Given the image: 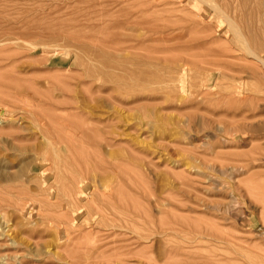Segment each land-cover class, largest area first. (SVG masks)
I'll return each instance as SVG.
<instances>
[{"label": "rangeland", "instance_id": "1", "mask_svg": "<svg viewBox=\"0 0 264 264\" xmlns=\"http://www.w3.org/2000/svg\"><path fill=\"white\" fill-rule=\"evenodd\" d=\"M192 3L0 0V264H264L262 65Z\"/></svg>", "mask_w": 264, "mask_h": 264}, {"label": "bare ground", "instance_id": "2", "mask_svg": "<svg viewBox=\"0 0 264 264\" xmlns=\"http://www.w3.org/2000/svg\"><path fill=\"white\" fill-rule=\"evenodd\" d=\"M186 2H187V0H185ZM264 1V0H263ZM157 2H158V0H157ZM193 2H194V6L192 5V7L190 6L191 4H189V5H185V6H187V8H188V6L189 7H191V8H193V7H195L194 9L195 10H202V4L203 3H206V2H209V4H207V6H209V5H211V7L213 8V10H214V12H212V13H215V15H216V20L218 21V26H219V28L220 29H223V28H225L226 30H225V32L227 33L226 35H229V33H230V36H231V34H232V37H230L229 36V38H228V40L226 39V42L228 43V45H230L231 43L232 44H234V42L237 44L238 42L240 43V45L238 44V46L240 47L241 46V44H242V46H243V48L250 54V55H252L257 61H259V63L262 65V67H261V81L263 82V85H264V56L263 55H261V54H259L257 51H256V49H254L253 48V46L251 47L247 42V40H246V38H245V35L242 33V31H240L239 29L240 28H238L239 27V25L238 24H236L237 22L234 20V18L230 15V13H227L226 12V10L225 9H223V8H221L219 5H218V3H215V1L214 0H193ZM180 3V2H179ZM184 3V2H183ZM181 4V3H180ZM185 4H187V3H185ZM262 4H263V2H262ZM182 6H183V4H182ZM184 6V7H185ZM131 7V6H130ZM210 7V6H209ZM263 7H264V5H263ZM154 8V7H153ZM186 8V7H185ZM204 8V7H203ZM193 9V10H194ZM206 8H204V10H205ZM144 10V9H143ZM206 10H208V9H206ZM205 10V11H206ZM151 11V10H150ZM205 11H204V13H205ZM181 12V11H180ZM184 12V11H183ZM201 12H203V11H201ZM208 12V11H207ZM132 14V13H131ZM208 14V13H207ZM198 15H200V14H198ZM202 15H204V14H202ZM206 15V14H205ZM209 15V14H208ZM213 15V14H212ZM212 15H210V16H212ZM262 16V15H261ZM260 16V17H261ZM132 17V16H131ZM147 17V16H146ZM200 17V16H199ZM128 18V17H127ZM202 18V17H201ZM205 18V17H204ZM209 18V17H208ZM213 18H215L214 17V15H213ZM218 18V19H217ZM150 19V18H149ZM213 20V19H212ZM157 21V20H156ZM202 21V20H201ZM204 21H205V19H204ZM203 21V22H204ZM210 21V20H209ZM263 21V20H262ZM134 22V21H133ZM131 23V22H130ZM149 23V22H148ZM204 23H206V21L204 22ZM213 23V22H212ZM215 23V22H214ZM142 25V24H141ZM238 25V26H237ZM204 26V25H203ZM151 27V26H150ZM153 27V26H152ZM201 27H202V25H201ZM213 27V26H212ZM199 28V27H198ZM198 28H197V30H198ZM207 28V27H206ZM200 29V28H199ZM215 29V28H214ZM194 30V29H193ZM202 30V29H201ZM201 30H199V31H201ZM205 30V29H204ZM210 30H212V29H210ZM209 31V30H208ZM216 31H217V29H216ZM198 32V31H197ZM210 32V31H209ZM219 32V31H218ZM225 32H223V33H225ZM202 33V32H201ZM205 33V32H204ZM220 34V33H219ZM205 35H206V33H205ZM204 36V35H203ZM212 37V36H211ZM221 37V36H220ZM223 37V36H222ZM209 38V37H208ZM207 38V39H208ZM218 38V37H217ZM210 39H212V38H210ZM189 40V39H188ZM203 40V39H202ZM218 41V40H217ZM178 42V41H177ZM205 42H206V37H205ZM226 42H223V43H226ZM207 43V42H206ZM215 43H217V42H215ZM222 43V42H221ZM31 45V44H30ZM48 46H53V45H51V44H47ZM57 45V44H56ZM197 45V44H196ZM218 45V44H217ZM219 45H220V42H219ZM218 45V46H219ZM46 46V45H45ZM48 46H46V47H48ZM58 46L59 45H57V47H55V48H58ZM202 46V45H201ZM225 46H227L226 44H225ZM224 46V47H225ZM49 47V48H50ZM67 47V46H66ZM134 47V46H133ZM199 47V46H198ZM215 47H217V46H215ZM221 48H223V49H225L223 46H220ZM229 47V46H228ZM53 48V47H52ZM60 48V47H59ZM59 48H58V50H59ZM68 48V47H67ZM67 48H60V49H64L63 51H65ZM130 48V47H129ZM232 48V47H231ZM132 49H134V48H132ZM142 49V48H141ZM146 49V48H145ZM194 49V48H193ZM196 50H197V48H195ZM216 49V48H215ZM227 49V48H226ZM225 49V51H228V49L226 50ZM139 50V49H138ZM190 50V49H189ZM217 50H219V49H216L215 50V52H218ZM232 50V49H231ZM68 51H70L69 50V48L67 49V52ZM191 51H192V49H191ZM195 51V50H194ZM211 51V50H210ZM220 51V50H219ZM223 51V53L225 52L224 50H222ZM150 52V51H149ZM176 52V51H175ZM185 52V51H184ZM205 52V51H204ZM206 52H207V50H206ZM221 52V51H220ZM228 54H229V52H227ZM226 53V54H227ZM69 54V53H68ZM184 54V53H183ZM192 54H193V51H192ZM220 53L218 52V55H219ZM167 55V54H166ZM223 55V54H222ZM67 56V55H66ZM215 56V55H214ZM217 56V55H216ZM219 56H221V55H219ZM224 56V55H223ZM210 57V56H209ZM212 57V56H211ZM229 57H230V55H229ZM220 69V68H219ZM220 75H221V73H219ZM259 79V80H260ZM260 81V82H261ZM217 82V81H216ZM215 82V83H216ZM214 83V84H215ZM233 86V85H232ZM210 87V86H209ZM233 87H235V86H233ZM212 88V87H211ZM209 89V88H208ZM212 90H213V88H212ZM210 91V90H209ZM214 91H216V90H214ZM246 91V90H245ZM244 91V92H245ZM212 92V91H211ZM192 93V92H191ZM208 93V92H207ZM190 94V93H189ZM217 94H218V92H217ZM229 94V93H228ZM236 94L238 95L237 97H236ZM212 95H215V94H212ZM231 95H233L232 97H236V98H234L235 99V102H236V99H239V98H241L242 97V95H243V91H241V90H239L238 89V87H236V88H234L233 90H232V94ZM230 96V95H229ZM9 97V96H8ZM198 96H196V98H197ZM200 97H201V95H200ZM224 97H225V95H224ZM227 97H228V95H227ZM244 97H246L247 98V95L246 96H243L241 99H244ZM251 99H253V98H251ZM232 100H233V98H232ZM231 100V101H232ZM248 100H249V98H248ZM246 101V100H245ZM77 117V116H76ZM231 117V116H230ZM234 117V116H233ZM245 117V116H244ZM229 118V117H228ZM235 118V117H234ZM245 119H246V117H245ZM83 121V120H82ZM246 122V121H245ZM84 123V122H83ZM249 123V122H248ZM257 128V127H256ZM229 130V132L231 133V135H232V133H234L235 135H239V137H242V134H241V132L239 131L240 130V128H239V126H231V127H229L228 128ZM227 132V131H226ZM250 132H252V130L250 131ZM229 134V133H228ZM207 138H209V137H207ZM226 160V159H225ZM231 160V159H230ZM229 160V161H230ZM255 161V160H254ZM241 163V162H240ZM81 171V170H80ZM239 173V172H238ZM111 175V174H110ZM95 178V177H94ZM94 182V181H93ZM259 183V182H258ZM103 184V183H102ZM94 185H96V183L94 184ZM88 186V185H87ZM87 186H86V188H84V186H81L82 188L79 190V197L80 198H85L86 196H88V189H87ZM96 186H98V185H96ZM95 186V187H96ZM103 186V185H102ZM118 186V185H117ZM97 188V187H96ZM111 189V188H110ZM103 190V189H102ZM101 190V191H102ZM112 190H105V191H103L101 194H100V196L101 197H103V199L106 197V199H107V196H110V197H115V193H113V191L111 192ZM96 192H97V189H94V192L93 193H89L90 195H92L91 196V198H92V200L91 201H93V200H95V195H96ZM116 192V191H115ZM78 195V194H77ZM100 196H98V197H100ZM78 197V196H77ZM110 197H108V198H110ZM73 198V197H72ZM78 199V198H77ZM76 199V200H77ZM89 199V198H88ZM82 200V199H81ZM113 200V199H112ZM177 200V199H176ZM95 203V202H94ZM133 203V202H132ZM92 205V204H91ZM205 205V204H204ZM191 208V207H190ZM135 209V208H134ZM193 211H194V209L193 208H191ZM196 209V208H195ZM76 219V218H75ZM201 221V220H200ZM171 222V225H172V221H170ZM156 223V222H155ZM163 223H164V220H163ZM166 223H167V221H166ZM165 223V225L166 226H168L169 224H166ZM205 223V222H204ZM162 223L160 222V226H162L161 225ZM188 224V223H187ZM173 225H176L175 223L173 224ZM207 225H209V224H207ZM164 226V225H163ZM206 227V226H205ZM157 228V227H156ZM210 228H213V227H211L210 226ZM209 228V229H210ZM215 228H217V227H215ZM157 230V229H156ZM211 230V229H210ZM221 230V229H220ZM158 232H159V229L157 230ZM167 231V230H166ZM166 231H165V233H166ZM156 232V231H155ZM157 232V233H158ZM160 232H162V231H160ZM173 232H174V229H173ZM193 232V231H192ZM221 232V231H220ZM164 233V234H165ZM175 233H176V231H175ZM223 233V232H222ZM226 234V233H225ZM202 235V234H201ZM203 235H205V234H203ZM202 235V236H203ZM208 235V234H207ZM223 235H224V233H223ZM198 236V235H197ZM201 236V237H202ZM227 236V235H226ZM209 237V236H208ZM229 237V236H228ZM231 237V236H230ZM196 238V237H195ZM204 238V237H203ZM207 238V237H206ZM218 240V239H217ZM192 242V241H191ZM192 248V247H191ZM182 256H184V255H182ZM247 256V255H246ZM185 257V256H184ZM254 257V256H253ZM183 260V259H182Z\"/></svg>", "mask_w": 264, "mask_h": 264}]
</instances>
